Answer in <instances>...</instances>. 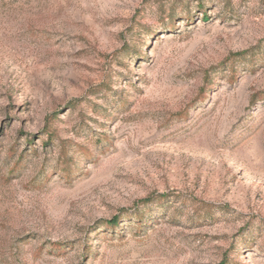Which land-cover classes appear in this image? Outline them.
<instances>
[{
    "label": "rangeland",
    "instance_id": "374dc122",
    "mask_svg": "<svg viewBox=\"0 0 264 264\" xmlns=\"http://www.w3.org/2000/svg\"><path fill=\"white\" fill-rule=\"evenodd\" d=\"M0 264H264V0H0Z\"/></svg>",
    "mask_w": 264,
    "mask_h": 264
},
{
    "label": "trees",
    "instance_id": "16d2710c",
    "mask_svg": "<svg viewBox=\"0 0 264 264\" xmlns=\"http://www.w3.org/2000/svg\"><path fill=\"white\" fill-rule=\"evenodd\" d=\"M150 200H151V198H148L145 202H148V201H150ZM118 224H119V219H118V217H115V218L109 223V226L116 227Z\"/></svg>",
    "mask_w": 264,
    "mask_h": 264
}]
</instances>
